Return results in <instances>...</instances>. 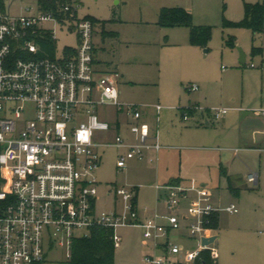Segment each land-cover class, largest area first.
<instances>
[{
	"label": "built area",
	"instance_id": "1",
	"mask_svg": "<svg viewBox=\"0 0 264 264\" xmlns=\"http://www.w3.org/2000/svg\"><path fill=\"white\" fill-rule=\"evenodd\" d=\"M15 1L0 0V264H39L53 246L65 249L70 258L74 239L89 236L93 227L111 228L115 247L123 240L119 228H140L149 247L144 264H191L204 250L216 258V249L203 246L202 238L217 235L214 218L220 210L239 209L235 203L214 206L205 186L183 181L157 184L166 190V222L159 211L142 215L135 186H112L108 195L116 196L119 206L96 210L100 149L118 148L117 168L124 170L130 160L145 159L147 150L160 149L159 133L150 143L142 105L121 101L119 74L96 68L94 23L79 14L83 0H57L54 9L40 4L12 14ZM59 26L75 30L78 37L77 46H66L61 57L56 44ZM46 43L53 44V53ZM190 89L199 86L194 83ZM30 103L33 119L26 117ZM100 106H114L131 119L134 140L127 141L102 118ZM156 107L160 110L162 105ZM182 109L185 121L192 110H206L199 105ZM211 110L219 120L229 107ZM248 180L258 183V174L250 173ZM183 200L189 210L180 216ZM182 219L188 222L190 236L201 241L183 258V247L171 237Z\"/></svg>",
	"mask_w": 264,
	"mask_h": 264
},
{
	"label": "rangeland",
	"instance_id": "2",
	"mask_svg": "<svg viewBox=\"0 0 264 264\" xmlns=\"http://www.w3.org/2000/svg\"><path fill=\"white\" fill-rule=\"evenodd\" d=\"M258 1L264 2L83 0L84 6L79 14L93 20L94 43L98 46L100 42L97 54L100 64L96 63V68L107 67L108 61L117 68L121 101L145 105L152 127L156 126L154 106L161 104L164 107L159 121L161 147L158 151H151L156 160L132 159L127 168L121 170L116 167L118 148L105 147L101 150V165L96 172L101 182L96 200L98 212L112 207L114 200L108 196V191L113 185H134L139 187L142 211L146 207L152 214L159 211L163 215L162 221H167L164 199L157 196V184L181 176L196 182L191 185L203 186L204 181L218 178V171L209 166L211 161L209 164L203 162L199 152L187 150L186 144L191 143V132L187 129L196 126L182 118L181 106L189 100H198L196 98L199 96L205 99L206 96L211 107H226V104H217L223 89L229 88L220 79L233 68L231 54L239 55V48H242L247 53V61H250L253 46L260 45L264 40V35L255 36L250 28L230 25L227 21L241 20L245 2ZM27 6L36 9L40 1L17 0L11 4L10 10L12 14H20L25 12ZM163 7H182L191 13L194 25L208 26L211 30L208 43L192 44L188 26L160 24ZM56 35L59 38L56 42L58 57L63 55L66 46L75 47L78 44L76 31H70L66 26H59ZM194 83L200 85V91L193 92L189 88ZM233 90L236 93L240 91L239 80L235 82ZM33 108L32 103L28 104L26 117L33 119ZM250 155L249 166L242 170L238 179L237 193L223 186L217 188L212 185L213 181L206 187L211 192L214 206L222 208L235 203L239 209L236 213L219 211L217 238L209 245L217 251L216 258H212L215 264H264V161L261 162L258 155ZM253 172L259 173L258 183L248 180ZM181 205L182 209L177 211L180 216L189 210L187 201L183 200ZM181 224V228L172 231L171 237L183 247L180 255L183 258L186 252L198 249L201 241L190 236L187 220L182 219ZM118 232L123 240L115 249L117 264H144L142 259L149 247L144 242L142 230L121 227ZM39 264H69V258L65 249L53 246L48 248L45 260Z\"/></svg>",
	"mask_w": 264,
	"mask_h": 264
},
{
	"label": "crops",
	"instance_id": "3",
	"mask_svg": "<svg viewBox=\"0 0 264 264\" xmlns=\"http://www.w3.org/2000/svg\"><path fill=\"white\" fill-rule=\"evenodd\" d=\"M254 34L255 36L258 34L264 35V31ZM101 42L103 43L102 38ZM99 45H95V61L98 64H100V60L97 57V54L100 50ZM255 48H257V50H255ZM245 54L246 62L245 64H241L240 53L239 55H234L232 53L231 58L233 68L228 73L226 72L227 74L220 79L222 84H228L229 88H231L223 89V92H221V99L218 101L217 104H226L225 106L229 107V111L224 117L219 120L215 118L214 112L211 110L212 107L207 102L208 98H206V96V100L203 96H199L196 98L198 100H189L187 103L181 106L182 108H184L186 106L199 105L206 109H197L191 111L190 119L188 121H191L193 126L196 127H190L187 129L189 130V132H191V143L186 144L187 150L197 151L201 156H203L202 158H200L201 161H207L208 164L210 161L211 163L213 161V164L211 165L210 163L209 166H212L211 168H215V170L218 171L217 179H211L207 181L202 180L204 182L201 185L209 187V183L213 181V186H216L217 188H222L223 186V188H227L234 193H237L239 185L238 179L241 177L242 170H245L247 166H249L248 163L249 157L251 156L250 154L258 155L260 157V161H264V40H262V43L260 45L253 46L251 50L252 57L250 61H247V53L245 52ZM255 58H258L257 62L255 61ZM251 62L256 63L257 66H249L248 64ZM106 66L107 67H104L102 69L100 68L98 70L101 73H118L119 85L120 73L117 71V68L112 67L109 61L106 62ZM250 68H258L263 70L253 71ZM237 80L240 81V91H238V93L234 92L233 90V86L235 85V82H237ZM198 86L199 89L195 91L193 90V92H198L201 90L199 84ZM156 105L154 106L156 113L155 127H152V123L147 119L145 112L146 106L142 105L143 120L147 121L150 125L151 135L149 138V142L152 144L156 141L154 138V135L156 133H159L160 142L159 121L160 113L164 108L162 106V108L158 110ZM98 109L100 116L104 119L109 120L113 127L117 129V131H119L126 140H134V136L129 129V124L132 122L131 119L127 118L124 114L120 112L118 113L117 109L114 106H100ZM181 113V116L183 118V109H181ZM152 150L155 149L151 148L146 151L147 157L143 160L147 159L150 162H153L150 160V157L153 156L151 152ZM149 152H151V154H149ZM257 174L259 182V173ZM175 181H183L189 185L196 184L193 179L189 180L188 178H184L181 176L172 178L171 180H168V182L165 183ZM100 183L101 182L99 180V185ZM156 186L155 188L158 192L157 196L159 197V199L161 197L164 199L166 190L159 189ZM135 187L137 190V206L141 210L142 215H153L149 211L148 207L145 208V211H142V209L140 208L139 187ZM161 192H163V194H161ZM108 196L114 200L111 208L119 206L120 201L116 196L112 194ZM217 217L219 219V213ZM219 225L220 221L218 220L216 224L217 229H219ZM216 233H218V231H216ZM211 258L213 257L211 256Z\"/></svg>",
	"mask_w": 264,
	"mask_h": 264
},
{
	"label": "trees",
	"instance_id": "4",
	"mask_svg": "<svg viewBox=\"0 0 264 264\" xmlns=\"http://www.w3.org/2000/svg\"><path fill=\"white\" fill-rule=\"evenodd\" d=\"M39 1L41 7L45 10L54 9L57 6V0ZM244 11V17L241 20L236 22L227 21V24L248 27L253 33L264 31V2H245ZM159 23L166 26L190 27V42L194 45H206L211 37L210 28L194 25L191 13L182 7H163ZM45 46L47 51L53 53V44L46 43ZM214 221L216 226L217 216H215ZM112 235L113 230L111 228L93 227L89 236L75 238L69 264H117L116 247ZM197 262L198 264H215L209 250L203 251Z\"/></svg>",
	"mask_w": 264,
	"mask_h": 264
},
{
	"label": "water",
	"instance_id": "5",
	"mask_svg": "<svg viewBox=\"0 0 264 264\" xmlns=\"http://www.w3.org/2000/svg\"><path fill=\"white\" fill-rule=\"evenodd\" d=\"M239 52H240V63L241 64H245L246 62V54L244 52V50L242 48H239ZM217 238L216 236H212V237H203L202 238V245L203 246H208L209 244L213 243Z\"/></svg>",
	"mask_w": 264,
	"mask_h": 264
}]
</instances>
